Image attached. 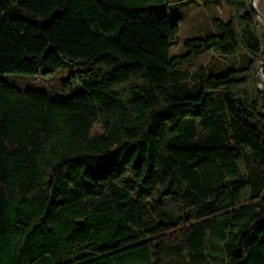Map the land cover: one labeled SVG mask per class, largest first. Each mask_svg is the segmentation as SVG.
<instances>
[{
    "label": "trees",
    "instance_id": "trees-1",
    "mask_svg": "<svg viewBox=\"0 0 264 264\" xmlns=\"http://www.w3.org/2000/svg\"><path fill=\"white\" fill-rule=\"evenodd\" d=\"M174 1L0 0V264H264L255 15L170 55ZM63 67L64 98L2 78Z\"/></svg>",
    "mask_w": 264,
    "mask_h": 264
},
{
    "label": "rangeland",
    "instance_id": "rangeland-1",
    "mask_svg": "<svg viewBox=\"0 0 264 264\" xmlns=\"http://www.w3.org/2000/svg\"><path fill=\"white\" fill-rule=\"evenodd\" d=\"M231 2L236 5H247L251 10L249 0H231ZM254 5L258 12L264 14V0H256ZM228 10V6L224 0H175L172 2L168 7L167 17L170 22L177 25L178 33L176 43L170 46V55L183 52L182 42L185 39L203 38L212 34L214 28L213 20L215 18L227 20L229 18ZM255 23L261 42L263 53L261 62H263L264 21L257 19L255 16ZM237 61L238 56L233 59H221L216 55L211 57L209 53H205L192 62V64L185 66V68L193 69L205 66L209 72L219 74L229 67L236 66L235 62ZM68 74L69 68L63 67L56 69L52 73L39 76L9 73L4 74L2 78L7 84L20 90L30 89L45 92L50 98H64L81 90L79 83L73 85L67 84ZM262 86H264V67L261 69V77L258 81V87L262 88Z\"/></svg>",
    "mask_w": 264,
    "mask_h": 264
},
{
    "label": "water",
    "instance_id": "water-1",
    "mask_svg": "<svg viewBox=\"0 0 264 264\" xmlns=\"http://www.w3.org/2000/svg\"><path fill=\"white\" fill-rule=\"evenodd\" d=\"M255 1L256 0H249V6L251 8V10L254 12L255 16L257 19L259 20H262L264 21V14L258 12L256 9H255ZM258 21V20H257ZM264 67V61L261 62L258 66V71H257V79L259 81L260 77H261V69ZM259 89H261L260 87H258Z\"/></svg>",
    "mask_w": 264,
    "mask_h": 264
}]
</instances>
